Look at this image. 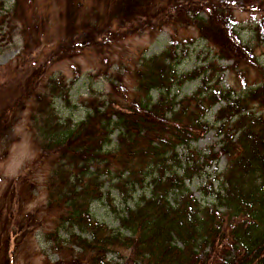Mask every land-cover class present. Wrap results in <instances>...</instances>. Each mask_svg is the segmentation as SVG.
<instances>
[{
  "label": "trees",
  "instance_id": "obj_1",
  "mask_svg": "<svg viewBox=\"0 0 264 264\" xmlns=\"http://www.w3.org/2000/svg\"><path fill=\"white\" fill-rule=\"evenodd\" d=\"M39 2L0 0V30L20 36L19 57L27 56L16 77L0 84V151L8 153L25 119L41 153L36 170L14 180L12 198L3 201L0 264H10L5 228L19 225L12 234L18 249L24 220L38 218V226H53L45 235L57 242L54 264H264V66L257 54L264 15L248 42L235 15L256 0H43L45 12ZM188 29L212 49L214 64L185 73L179 67L193 39L177 35ZM165 31L170 41L161 53L139 57L126 72L98 73L110 91L85 101L82 120L60 115L57 101L71 103L66 79L51 75L61 61L94 54L104 64L121 41ZM228 72L240 91L226 85ZM191 82H198L191 95L174 93ZM213 130L215 145L192 148ZM209 169L217 178L199 199L190 184ZM39 188L47 194L41 216L16 221L15 208L24 214ZM105 202L117 227L93 213Z\"/></svg>",
  "mask_w": 264,
  "mask_h": 264
},
{
  "label": "rangeland",
  "instance_id": "obj_2",
  "mask_svg": "<svg viewBox=\"0 0 264 264\" xmlns=\"http://www.w3.org/2000/svg\"><path fill=\"white\" fill-rule=\"evenodd\" d=\"M37 3L40 12H45L46 4L39 0ZM221 2L223 0H213ZM12 4V1L9 5ZM57 7L58 5H54ZM51 30L55 31V21L57 20V14L55 10L51 9ZM239 21V32L242 39L248 42L251 37V31L256 26L259 19L264 15V0H256L255 6L250 11L242 12L237 11L235 13ZM57 27V24H56ZM180 40L193 39V43L185 45L187 52L186 58L182 61L179 70L182 72H189L194 67L214 64V52L212 49L200 39L193 29L180 30L178 35ZM170 32L165 31L155 38L149 35L136 36L130 39L121 41L117 47H115L113 55L109 57L107 63L102 64L100 57L94 54H86L76 58L75 60H64L61 61L54 69H52L51 75H60L64 77L70 86V104H64L57 101V110L60 115L67 118L72 117L75 121H80L84 118L87 99L91 97L103 98L109 91V81L105 77H97L98 73L108 72L109 75H116L119 71L126 72V67H131L132 61L138 60L142 56H152L154 54L161 53L169 46ZM183 49V48H182ZM23 52L22 50V39L15 33L7 31V29L0 30V84L6 83L14 79L16 70H20L19 66L21 63H27V56L19 57ZM39 53V52H37ZM36 54V53H35ZM257 54L260 57V62L264 66V49H258ZM32 60V58H31ZM41 61H44L42 58ZM220 66H230L231 63H219ZM18 66V67H17ZM126 84L131 87L130 78L125 77ZM226 85L233 86L240 91L241 81L238 80L234 73H226L225 78ZM198 82H191L186 84L180 90H175V94L181 96L191 95L197 87ZM216 112L214 110L213 114ZM209 122H214L213 115L209 116ZM16 142L9 149L8 153L2 149L0 151V229L2 225H5V219L3 213L8 216V211L3 212V201L6 196L12 198V194L15 190L12 182L18 177L27 174L28 170L31 172L33 169L32 163L37 160H41V153L37 151L32 142V135L29 131L27 121L24 119L20 125L16 128ZM219 141L216 131H211L205 138L199 140V142L193 144L192 148L197 151H205L212 147ZM226 160L222 159L218 165L219 173L225 170ZM41 172L35 175V180L39 183L38 186L43 184V177ZM209 177V178H208ZM217 178L215 170L209 169L208 175L205 179H195L191 184L190 188L194 194L201 199L200 188ZM218 183V182H217ZM37 186V187H38ZM35 190V189H34ZM36 196L31 204L26 207L24 214L20 215L15 208L13 216L16 221H22L25 218V213H31L35 217L41 216L43 207L46 205L47 194L44 189L39 188L35 191ZM109 202V201H108ZM108 202L96 204L93 207V213L96 219L100 222L107 224L109 227H117L118 224L115 219V214L111 211V206ZM30 214V215H31ZM25 228L20 230L19 242L23 241L20 248L16 249L15 236L12 235L14 231H18L19 225L7 226L5 231L11 233L9 260L10 264H54L59 261L60 254L55 248L57 242L45 235V231H52L53 226L50 224H44L38 226L41 218H38L36 222H30L24 220ZM6 239V238H4ZM0 235V244L4 245V240Z\"/></svg>",
  "mask_w": 264,
  "mask_h": 264
}]
</instances>
